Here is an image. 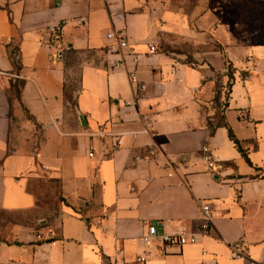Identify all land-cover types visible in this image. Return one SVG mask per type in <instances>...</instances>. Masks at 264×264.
<instances>
[{
	"label": "crops",
	"instance_id": "crops-1",
	"mask_svg": "<svg viewBox=\"0 0 264 264\" xmlns=\"http://www.w3.org/2000/svg\"><path fill=\"white\" fill-rule=\"evenodd\" d=\"M260 1L0 0V264H264ZM149 224L198 240L162 254Z\"/></svg>",
	"mask_w": 264,
	"mask_h": 264
},
{
	"label": "built area",
	"instance_id": "built-area-1",
	"mask_svg": "<svg viewBox=\"0 0 264 264\" xmlns=\"http://www.w3.org/2000/svg\"><path fill=\"white\" fill-rule=\"evenodd\" d=\"M107 38L111 42L116 41L117 46H119L122 49H126L130 46L128 35L125 33L124 29L115 30L112 29L108 31ZM113 46V44H111ZM150 51L153 53L156 51V46L153 44H149ZM136 60V59H135ZM119 65L121 64L118 63ZM130 79L132 81H137V74L136 72H132L130 74ZM120 143V140H117V144ZM93 152L90 153L91 156H93ZM204 159L206 160L208 166L210 169L215 170L220 168L221 166L218 165V161L215 159V157L212 155V153L209 152L207 148L204 149ZM200 211H201V230L204 234H208L214 224V216L212 213L211 204L208 201L201 200L200 201ZM141 240L144 243L145 246L151 247L158 242H161L160 244V251L162 254L169 253L170 247H183L187 244H192L197 242L198 237L195 233L190 232L188 228L185 225H181L177 231L173 233H166L159 229L158 225L155 224H149L147 227V231L141 236ZM125 252L123 247H118V254L123 255ZM204 254H206L204 252ZM246 253L244 250L239 248V244H235L232 246V256L234 258L237 257H243ZM147 258V255H139L136 258V261L138 262H144ZM116 261L118 258L116 257ZM210 261L212 264H217L218 261L216 257H211Z\"/></svg>",
	"mask_w": 264,
	"mask_h": 264
},
{
	"label": "rangeland",
	"instance_id": "rangeland-1",
	"mask_svg": "<svg viewBox=\"0 0 264 264\" xmlns=\"http://www.w3.org/2000/svg\"><path fill=\"white\" fill-rule=\"evenodd\" d=\"M195 1V0H191ZM249 0H212L214 4L219 6L222 10H224L225 14L229 15V9L230 8H237L241 5V2H248ZM259 10L257 13H253L252 17H247L249 21H257L259 23H264V0H261L258 4ZM230 15H233L235 18L237 17V13L230 12ZM232 18V17H231ZM236 32H238V29L236 28ZM19 90V83H16V89L14 90V94L18 93ZM37 190L40 193L41 197L43 198V201L46 202V204H49L50 207L53 209L55 208L56 204V196L54 194L56 189H50L48 188L45 183H39L37 185ZM59 195V194H58ZM1 217L4 218L7 222V224H15V225H24L28 224L34 221L35 214L30 211H16V212H8L1 214ZM38 226H41V224L38 223Z\"/></svg>",
	"mask_w": 264,
	"mask_h": 264
},
{
	"label": "trees",
	"instance_id": "trees-1",
	"mask_svg": "<svg viewBox=\"0 0 264 264\" xmlns=\"http://www.w3.org/2000/svg\"><path fill=\"white\" fill-rule=\"evenodd\" d=\"M230 135H231V137L238 143V141L235 139V137H234V135H233V133L231 132L230 133Z\"/></svg>",
	"mask_w": 264,
	"mask_h": 264
}]
</instances>
